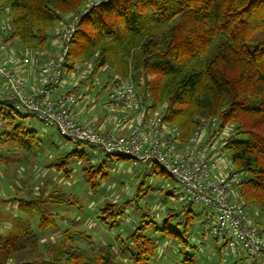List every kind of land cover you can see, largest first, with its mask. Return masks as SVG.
Wrapping results in <instances>:
<instances>
[{
  "label": "trees",
  "instance_id": "16d2710c",
  "mask_svg": "<svg viewBox=\"0 0 264 264\" xmlns=\"http://www.w3.org/2000/svg\"><path fill=\"white\" fill-rule=\"evenodd\" d=\"M91 1L0 0V17L8 13L14 44L39 51L50 46L55 25L79 16ZM260 33L264 38V0H103L78 23L65 69L68 74L91 62L87 82L105 69L115 75L113 85L131 80L149 111L162 108L164 122L178 131L182 145L206 120L214 119L217 130L229 126L223 144L231 153L230 169L239 177H252L236 185L238 201L248 217L255 212L261 215L264 234V40L249 46ZM2 105L12 110L11 105ZM13 120L0 109V151L4 147L32 150L39 142L37 134ZM81 145L72 144L73 149L59 155L50 168L69 177L73 173L70 163L77 161L94 194L99 188L97 179L103 181L107 176L105 165L80 151ZM150 168H136L141 172L136 174L139 182L133 199L105 201L98 219L113 228L123 222L125 210L134 209L128 235L116 237L129 264H159V247L165 241L172 246L170 264H196L190 258L180 260L179 254L194 249L190 238L195 227L203 225L205 212L203 221H198L200 215L189 200L158 219L147 205L140 206L147 197V178L163 173ZM44 179L38 195L19 200L18 208L20 213L30 208L32 219L37 215L40 233L35 234L31 218H14L10 234L0 241V264H10L28 249L32 261L17 264H118L119 253L111 245L98 251L78 246L76 238L86 237V233L75 228L45 244L44 253L36 255L43 234L56 228L52 206L77 203L58 184L49 190L52 182Z\"/></svg>",
  "mask_w": 264,
  "mask_h": 264
},
{
  "label": "built area",
  "instance_id": "2783aa9c",
  "mask_svg": "<svg viewBox=\"0 0 264 264\" xmlns=\"http://www.w3.org/2000/svg\"><path fill=\"white\" fill-rule=\"evenodd\" d=\"M93 6L72 17L54 39L56 54L41 60L36 51L17 52L9 25H0V105L9 104L14 111L37 118L71 144L82 143L108 156L127 158L135 168L161 167L176 181L185 199L205 209L206 234L226 240L229 250L241 247L264 258V234L250 224L246 209L235 198L239 176L221 165L213 141L204 144L208 123L203 122L181 150L178 131L161 114L151 113L135 88L123 82L114 85L106 105L128 110L114 132L101 134L93 124L82 125L77 119L74 107L79 95L71 88L62 90L65 63L77 25ZM31 68L37 71L36 89L26 74Z\"/></svg>",
  "mask_w": 264,
  "mask_h": 264
},
{
  "label": "rangeland",
  "instance_id": "374dc122",
  "mask_svg": "<svg viewBox=\"0 0 264 264\" xmlns=\"http://www.w3.org/2000/svg\"><path fill=\"white\" fill-rule=\"evenodd\" d=\"M100 1L103 0H92L87 7L93 6L94 3L99 4ZM71 19L67 18L64 22L55 25L52 32L53 36L49 41L51 47L49 46L47 49L35 52V54H39L40 60L52 55L51 49L56 52L54 39L63 31ZM7 22L8 13L6 12L0 17V25H7ZM263 40V34H257L249 42V46L252 48L256 43ZM15 50L21 52L23 49L19 47L18 43H15ZM91 72L92 63L89 62L80 65L74 72L68 73L66 80L77 85L79 82L82 83V91L87 93L91 102H97V106L102 109L103 103L109 102L111 92L110 89L102 87L106 85L107 81L111 83L115 75L111 70L105 69L97 76L92 77L90 82H87ZM122 82L131 84L136 90L131 80L127 79ZM90 87L93 90L89 92L88 89ZM142 102H144L143 99ZM107 107L106 109L108 110ZM0 109L8 112L13 117L15 124H21L26 131H34L39 139L38 144L32 150H12L4 147L0 151V241L10 234L11 223L14 218L29 217V219H32L30 211H28L31 210L30 208L20 213L18 209L19 200H28L38 195V188L42 186L45 180L44 178H48L52 182L49 183V190L55 184H58L60 190L71 195L77 200V203L75 205L52 206L54 208L51 209V212L56 215V228L43 234L41 243L35 250L36 255L38 251L42 254L44 253L45 244L58 241L64 231L75 228L86 233V237L76 238L78 246L98 251L102 247L111 245L119 253L118 264H129L128 258H125L120 253L119 243L116 241V237L118 235L122 237L128 235L131 229L134 209L129 208L125 210L126 215L123 222L113 226V228L103 225L99 221L98 215L105 201L121 203L128 199H133L139 182L136 174L137 172H141V170L134 168L130 160L124 161L118 157L111 158L99 150L83 144L79 147L80 151L88 153L93 161L97 160L100 164L105 165L104 170L107 176L103 181L97 179L99 188L96 191L97 193L93 194L91 192L92 185L84 181V176L80 171L81 164L77 161H71L70 167L73 169V173L69 177H65L62 173H57L55 169L50 168V165L59 155L70 152L73 149L72 144L64 140L59 135L57 129L45 126L33 116L16 113V111L9 109L7 106L0 105ZM161 109L150 112L153 114H161ZM204 123L209 124L204 134V144L213 141L216 144L214 152L216 154L219 152L217 154L220 159L219 162L221 165L225 164L227 168H231V153L225 150V145L223 144V140L229 135L231 128L227 126L223 130H217L218 125L214 119L206 120ZM211 123H214V125L211 126ZM169 127L171 128V126ZM187 144L182 145L181 143V149L185 150ZM154 167H156L158 172L163 171L159 166ZM249 179H252L250 175H242L239 177L238 182H244ZM145 190L147 191V197L143 198L139 205L142 207L147 205L151 209L152 214L156 215L158 219H162L168 213V209L179 210L189 201L184 198L176 181L164 171L161 174H153L148 177ZM235 194L236 201H238L239 195L236 191ZM132 207H136V204ZM192 209L200 215L198 221L199 219L203 221L204 208L200 204L194 203ZM257 221V223L253 222V224L261 229V215L257 218ZM31 224L35 234L38 235L40 229L38 228L36 214H34ZM190 239L194 249L189 250V254L187 255L179 254L180 260L190 258L196 264H253L254 262L260 264L259 259H262V257H253L241 247L236 251L227 249L226 240L217 239L213 235L206 234L201 224L195 227L193 236ZM171 248L172 246H170L168 241L163 242V245L159 247V264H170L172 261ZM15 258L10 264L31 262L30 249L18 253Z\"/></svg>",
  "mask_w": 264,
  "mask_h": 264
},
{
  "label": "crops",
  "instance_id": "0c3cea01",
  "mask_svg": "<svg viewBox=\"0 0 264 264\" xmlns=\"http://www.w3.org/2000/svg\"><path fill=\"white\" fill-rule=\"evenodd\" d=\"M64 28V27H63ZM51 49V48H50ZM51 49V54L50 56H53L56 52L52 51ZM17 52H19L17 50ZM49 56V57H50ZM26 74L30 78L31 82V87L36 89L38 88V85L36 83V78H37V71L34 68H31L27 70ZM67 74L64 77V82L62 85V90L71 88L79 95V101L74 107V111L77 115V119L80 121L82 125H89L93 124L95 128L98 130L99 133L101 134H107V133H112L115 131L114 126L115 124L120 121L125 115L128 114V110L124 108L123 106L120 108H109L107 107V102L103 103V108H99L97 106V102H91L90 98L87 96V93H84L82 91V83L79 82V84H73L70 83L68 80H66ZM114 81L112 79L111 83L106 82V85L103 86L102 88L110 89V91L113 88ZM93 88L90 87L88 91H92ZM108 108V110L106 109ZM110 109V110H109ZM112 110V111H111ZM218 151V149H217ZM219 154V152H217ZM216 154V155H217ZM218 159V158H217ZM220 160V159H218ZM260 217V214L258 212H255L254 217H249V222L251 225L256 227L253 222L257 223V218ZM257 228V227H256ZM259 229V228H258ZM260 260V264L264 263V258Z\"/></svg>",
  "mask_w": 264,
  "mask_h": 264
}]
</instances>
